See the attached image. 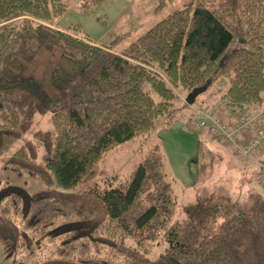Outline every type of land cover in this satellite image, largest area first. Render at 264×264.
<instances>
[{"label": "trees", "instance_id": "obj_1", "mask_svg": "<svg viewBox=\"0 0 264 264\" xmlns=\"http://www.w3.org/2000/svg\"><path fill=\"white\" fill-rule=\"evenodd\" d=\"M156 1L159 11L169 0ZM67 12L65 0H0V156L36 113L34 98L21 87L23 71L8 63L34 55L45 25ZM54 43L83 74L113 51L115 41L97 45L72 25L56 32ZM204 87L211 94L195 103L206 109L221 103L233 113L264 107V0H193L113 54L51 117L52 130L37 132L4 164L18 179L45 186L28 200L19 193L0 195V222L14 227L13 236L2 239L6 258L264 264L263 197L248 209L201 198L185 208L188 221L172 223L177 197L158 146L128 179L104 189L98 183L108 153L150 135L179 106L181 117L188 113L187 96ZM254 158L264 164V150Z\"/></svg>", "mask_w": 264, "mask_h": 264}, {"label": "rangeland", "instance_id": "obj_2", "mask_svg": "<svg viewBox=\"0 0 264 264\" xmlns=\"http://www.w3.org/2000/svg\"><path fill=\"white\" fill-rule=\"evenodd\" d=\"M192 1L169 0L165 8L156 11V0H65L68 12L53 24L45 25L38 38L40 49L34 55H18L7 62L23 71L21 87L34 98L36 113L29 129L0 156L1 196L19 193L28 200L30 195L45 188L38 179H18L4 169V164L37 132L52 130L51 117L70 102L113 54ZM72 25L80 26L83 34L97 45H111L115 41L113 51L83 74H79L74 61L63 57L62 50L54 43L56 32H67ZM34 56L36 60L51 61L49 72L42 80H37L29 71ZM182 111L179 106L171 118L160 119L150 135L136 137L108 153L100 163L101 188L128 179L158 146L163 156V171L177 197L172 223L188 221L185 208L197 204L201 198H211L214 204L222 206L235 203L241 209H248L256 197L264 198V170L243 159L224 142L191 129L183 121ZM13 234L14 227L0 222V264H38L45 258L42 255L39 260L27 263L7 259L2 239Z\"/></svg>", "mask_w": 264, "mask_h": 264}, {"label": "built area", "instance_id": "obj_3", "mask_svg": "<svg viewBox=\"0 0 264 264\" xmlns=\"http://www.w3.org/2000/svg\"><path fill=\"white\" fill-rule=\"evenodd\" d=\"M223 86V83L221 84ZM186 103V98L180 96ZM189 112L182 115L184 122L194 131L206 132L232 147L246 161L264 170V164L254 154L264 150V107L231 112L224 103L215 109L200 104H188Z\"/></svg>", "mask_w": 264, "mask_h": 264}, {"label": "crops", "instance_id": "obj_4", "mask_svg": "<svg viewBox=\"0 0 264 264\" xmlns=\"http://www.w3.org/2000/svg\"><path fill=\"white\" fill-rule=\"evenodd\" d=\"M36 59L37 57L34 56L33 60L30 63L29 71L31 70L30 72H32V75H34V77H36L37 80H42L46 78L47 72H49L51 61L50 60H36ZM209 94H211V91H208L200 95L201 97L199 96L200 98L198 100L200 102H205ZM209 104H213V103H209Z\"/></svg>", "mask_w": 264, "mask_h": 264}, {"label": "water", "instance_id": "obj_5", "mask_svg": "<svg viewBox=\"0 0 264 264\" xmlns=\"http://www.w3.org/2000/svg\"><path fill=\"white\" fill-rule=\"evenodd\" d=\"M205 91H206V87L194 90L191 94H189L187 96V102H188V104L195 103L196 99L200 95H202Z\"/></svg>", "mask_w": 264, "mask_h": 264}]
</instances>
